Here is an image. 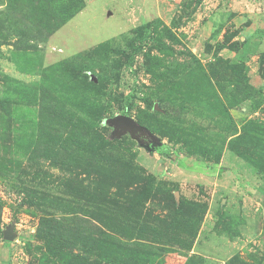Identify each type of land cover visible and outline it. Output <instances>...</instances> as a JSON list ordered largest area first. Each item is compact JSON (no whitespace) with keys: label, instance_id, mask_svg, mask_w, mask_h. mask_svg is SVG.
Here are the masks:
<instances>
[{"label":"rangeland","instance_id":"1","mask_svg":"<svg viewBox=\"0 0 264 264\" xmlns=\"http://www.w3.org/2000/svg\"><path fill=\"white\" fill-rule=\"evenodd\" d=\"M82 1L0 0V264H264V0Z\"/></svg>","mask_w":264,"mask_h":264},{"label":"trees","instance_id":"2","mask_svg":"<svg viewBox=\"0 0 264 264\" xmlns=\"http://www.w3.org/2000/svg\"><path fill=\"white\" fill-rule=\"evenodd\" d=\"M79 2H81V3H80V6L77 8L76 12L80 11L84 7L83 1L79 0ZM72 16L73 15L69 16V18ZM63 23L64 22L60 23V25H62ZM147 27H148V25L145 24V25H142V26H139L136 28L137 39L140 38L141 31ZM160 151L164 155L169 156L171 154L169 147L161 148ZM126 187H128V186H126ZM126 187L124 186V188H126ZM259 191L264 195V190L260 189ZM116 196H117L116 194H113V198L111 200L105 199L106 196H104L102 201H101L104 204L110 205V207H112V209H115V210H108V212H107L108 215H111L114 218L116 216L120 215L121 213H123V214L136 213L134 211H136L138 209V206L140 205V201L150 199L152 197V193H151V190L149 188H146V190L145 189L144 190L143 189L142 190L137 189V190H133L132 192L126 190V192H123L122 194L117 196L118 200L116 199ZM109 222L110 223L112 222L111 219H109ZM62 247L63 246L60 245V248H62ZM104 254H105V257H107V258L111 257V255H109L106 252ZM43 259H44V257L41 260H43ZM118 261H119V259H118Z\"/></svg>","mask_w":264,"mask_h":264},{"label":"water","instance_id":"3","mask_svg":"<svg viewBox=\"0 0 264 264\" xmlns=\"http://www.w3.org/2000/svg\"><path fill=\"white\" fill-rule=\"evenodd\" d=\"M111 125L115 127L119 134L129 131L131 136L139 141V136L149 137L150 133L142 126L137 125L131 118L127 116H117L112 119ZM8 239V237H6Z\"/></svg>","mask_w":264,"mask_h":264}]
</instances>
